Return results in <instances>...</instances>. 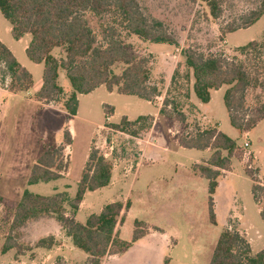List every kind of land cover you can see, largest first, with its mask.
<instances>
[{
	"label": "rangeland",
	"instance_id": "rangeland-1",
	"mask_svg": "<svg viewBox=\"0 0 264 264\" xmlns=\"http://www.w3.org/2000/svg\"><path fill=\"white\" fill-rule=\"evenodd\" d=\"M137 1L147 17L169 28L176 44L152 43L122 34L124 42L139 58L152 57L151 81L162 93L160 100L156 98L154 103H162L163 106V101L168 99V111L173 112V106H176L185 114V122L181 123L174 112V118L169 119L161 115L152 103L135 96L109 94L105 89L80 97L77 118L43 108L35 103L33 96L35 87L42 80L44 66L32 63L23 50L24 45L15 44L19 60L33 70L34 87L19 95L5 92L1 81L6 78L7 86H10L11 80L7 79L5 70H0V264H33L30 261L36 254L34 249L28 250L30 243H34L42 232L55 231L59 224L54 217L47 216L38 227L32 224L26 227L25 232L14 230L13 236L21 250L15 248L3 254L5 234L9 228L7 223L14 207L26 190L45 197L63 194L73 200L96 137L104 140L98 149L116 172L126 167L130 172L113 186L89 192L76 220L85 224L91 214L100 213L106 205L129 201L130 208L120 234L122 240L132 239L135 221L161 231L113 264H165V260L170 264H210L216 243L229 226L233 232L252 240L253 254L264 249V220L259 213L264 197H260L258 205L252 192L254 179L264 185V126L247 135L231 125L224 103L227 87L214 92L211 102L203 104L200 112L186 98L185 76L188 70L183 56L184 51L193 49L205 56H222L230 62L244 63L253 77L259 80V87L247 93L245 110L252 117V110L264 102V51L241 54L238 48L252 41H263L264 16L248 29L228 35L226 32L241 26L244 19L260 7L262 0H216L221 11L217 19L212 17L208 5L201 0L197 3L189 0ZM87 19L101 43L107 20L92 14H87ZM10 26L0 11V38L8 44L14 43L8 32ZM52 54L59 59L65 58L61 48L54 49ZM125 68L126 65L118 63L112 69L120 75ZM59 73V85L64 95L56 105L63 108L72 87L66 72L60 69ZM194 99L199 103L195 95ZM104 103L114 107L112 118L111 110ZM143 115H156L154 124L151 120L143 121L136 127H129L127 133L112 127L113 123L121 124L125 116L134 121ZM152 126L153 131L149 134ZM198 126L202 130L219 126V130L235 140L239 147L232 159L231 171H222L220 186L213 196L215 224L209 214V182L195 168L197 163L204 164L210 158L211 151L186 149L179 143L183 135L195 134ZM67 129L73 132V136L70 147L65 150L68 168L62 173L63 177L29 185L32 167L38 158L46 149L60 146ZM135 131H138L136 136L133 135ZM144 141L146 146H141ZM247 141L251 143L249 149L257 156L254 163L253 155L245 156L244 144ZM255 166L260 169L263 181ZM247 171L252 172L254 179ZM65 207L69 215L72 210L68 204ZM249 227L247 237L244 229ZM69 240L70 243H64L61 253L68 256V264H83L87 254L73 250V241ZM61 259L58 257L55 261ZM37 260L38 264H50L45 255L37 256Z\"/></svg>",
	"mask_w": 264,
	"mask_h": 264
},
{
	"label": "trees",
	"instance_id": "trees-1",
	"mask_svg": "<svg viewBox=\"0 0 264 264\" xmlns=\"http://www.w3.org/2000/svg\"><path fill=\"white\" fill-rule=\"evenodd\" d=\"M197 3L200 0H189ZM206 2L213 18L221 15L216 0H201ZM0 11L12 26V36L20 40L30 34L32 40L26 50L28 58L44 65L43 84L36 93L39 102L50 104L60 102L64 91L58 83L59 70L63 69L72 87V93L65 99L63 107L74 117L79 108L78 95H87L101 86L110 92L136 96L142 100L154 102L162 96L159 87L151 81V58H139L130 45L124 42L123 35L136 36L152 43L175 45L176 40L164 23L152 20L143 12L137 0H0ZM87 14L106 19L103 30V41L100 43L87 19ZM264 16V0L260 7L252 11L244 19L241 26L230 28L228 33L248 29ZM61 48L65 52L64 59H57L52 52ZM241 54L250 51H264L262 42L252 41L239 47ZM185 66L188 73L185 76L190 99L193 90L197 99L208 104L212 91L227 87L224 103L227 108L231 125L241 132L252 130L264 119V102L252 110V117L247 115L245 104L249 90L259 87V80L254 78L247 66L242 62H230L222 56H205L193 49L184 51ZM0 62L11 79L10 91L13 93L27 92L34 84L32 74L24 68L13 53L0 42ZM122 63L124 71L117 75L113 67ZM174 81V77L172 82ZM168 99H165L160 114L184 123L185 114L173 106L169 112ZM153 121L151 117H139L130 122L124 117L121 124H113L118 131L127 133L129 127H136L143 121ZM143 128V127H142ZM195 134L183 135L180 145L186 149L209 150L210 158L196 165V170L209 182V214L213 224L216 223L214 212V194L219 186L222 171H230L232 159L239 149L238 143L221 132L217 127L202 130L199 126ZM138 131L133 132L136 136ZM72 135L65 130L63 143L57 148L46 149L38 158L30 177L29 185L48 183L59 180L68 168L65 150L71 145ZM113 165L99 149H91L81 179L78 192L73 200L60 194L45 197L26 190L18 205L14 208L8 232L5 234L2 253L10 250H21L14 238V230L21 229L28 221L51 216L61 225L66 235L72 239L73 245L88 255L85 264H101L107 256L120 255L127 252L136 242L149 234L148 226L135 221L133 236L130 241L120 238L118 226L125 221L130 202L126 204L117 201L106 205L100 213L89 216L85 224L79 223L75 216L87 192H94L110 185ZM247 174L254 179L251 171ZM254 199L260 203L264 197V185L254 179L252 188ZM2 200L0 199V202ZM65 204L72 212L68 215ZM260 215L264 220V204ZM54 237L38 240L33 248L50 249L56 246ZM55 264H65L58 260ZM165 264H169L165 260ZM210 264H264V249L253 254L248 240L238 232L225 230L219 237Z\"/></svg>",
	"mask_w": 264,
	"mask_h": 264
},
{
	"label": "crops",
	"instance_id": "crops-1",
	"mask_svg": "<svg viewBox=\"0 0 264 264\" xmlns=\"http://www.w3.org/2000/svg\"><path fill=\"white\" fill-rule=\"evenodd\" d=\"M8 32L9 33H11V35H12V26H10L9 28H8ZM228 34H230V33H228ZM227 34V35H228ZM227 35H226V38H227ZM13 37V36H12ZM13 40H14V43H11V44H8L5 40H3L2 38H0V42L1 43H3L5 46H7V48L13 53V55L15 56V58L17 59V61L20 63L21 61L19 60V57H18V54H17V51H16V45L15 44H23L24 45V47H23V50H24V52H25V54H26V50H27V48H28V46H29V44H30V42H31V40H32V37H31V35L30 34H26L24 37H22L20 40H16V39H14V37H13ZM227 42V41H226ZM258 42V41H257ZM54 51V50H53ZM26 56H27V54H26ZM27 58H28V56H27ZM29 59V58H28ZM57 59H59V58H57ZM30 60V59H29ZM31 61V60H30ZM32 62V61H31ZM32 63H34V62H32ZM24 68H26L31 74H32V77H33V81H34V73H33V70L31 69V68H29L26 64H23L22 62L20 63ZM34 64H36V63H34ZM36 65H43V64H36ZM44 66V65H43ZM36 68V67H35ZM38 68V67H37ZM0 70H1V72H2V70H5L6 71V69H5V67H4V65L0 62ZM60 71V70H59ZM43 74H44V69H43ZM59 77H60V73H59ZM7 79H10V77L8 76V74H7ZM11 80V79H10ZM2 83V85H3V90L5 91V92H9L10 94H13V95H19V94H21L22 92H19V93H13V92H11L10 91V86H7V85H9V83H8V81L6 80V78L4 79V81H1ZM58 83H59V78H58ZM42 84H43V76H42V80H41V82H40V84L38 85V86H36L35 87V91H34V96H33V100L35 101V103H37L38 105H40L41 107H43V108H47V109H54V110H57V111H59V112H62L63 114H65L66 116H69V118L71 117L67 112H66V110L64 109V107L63 108H61V107H58V105H56V103L57 102H52V103H50V104H45L44 102H39L38 100H36V98H35V95H36V93L40 90V88L42 87ZM10 85H11V83H10ZM34 87V84H33V86L28 90V91H30L32 88ZM223 88V87H222ZM221 88V89H222ZM102 89H105L107 92H109V94H114V93H117V91H113V92H110V91H108L107 89H106V87L105 86H101V87H99V88H97L96 90H94L93 92H91L90 94H87L88 96H91V95H93L95 92H97V91H99V90H102ZM221 89H219V90H221ZM219 90H217V91H219ZM27 91V92H28ZM214 92H216V91H212V94L214 93ZM194 92H193V90H191V94H190V102L201 112V109H202V107H203V103H201L200 101H199V103H197L196 101H195V99H194ZM212 94H211V100H212ZM86 95V96H87ZM119 95H122V94H119ZM81 96H84V95H78V100H79V107H80V97ZM127 96H129V95H127ZM136 97V96H135ZM162 97V96H161ZM161 97H158V99L160 100V98ZM138 98V97H137ZM197 98V97H196ZM140 99V98H139ZM145 101V100H144ZM146 102H148L149 104L150 103H152V104H154L155 106H157V108L159 109V113H160V110H161V108H162V103H154V102H149V101H146ZM164 102V101H163ZM211 102V101H210ZM209 102V103H210ZM208 103V104H209ZM105 107H107V108H109L110 110H111V118H112V113H114V107L113 106H111V105H107V104H103ZM204 105H207V104H204ZM79 116V108H78V112H77V115L76 116H74V117H71V118H77ZM144 117H151L152 119H153V124H154V121H155V118H156V115L155 116H152V115H148V116H146V115H143ZM126 118H127V120L128 121H130V122H133L132 120H130V118L128 117V116H125ZM141 117V116H140ZM134 121H136V120H134ZM70 122H71V120H70ZM114 124V123H113ZM101 124H99L98 125V127L100 126ZM260 126H264V119L263 120H261L254 128H253V130H250V131H248V132H246L247 133V135H248V133H251V131L253 132L254 130H256L257 128H259ZM218 129H219V126H218ZM70 131V130H69ZM150 132H149V134H151V132L153 131V126H152V128H151V130H149ZM70 133H71V135L73 136V132L72 131H70ZM123 134V133H122ZM153 140V139H152ZM102 142H104V140H102V139H100V140H97V137L93 140V147L91 148V149H93V148H95V149H98L100 146H102L103 144H102ZM146 141H144L143 143H142V145L141 146H146V143H145ZM179 143H180V141H179ZM148 145V144H147ZM250 146H251V143H250ZM68 147H70V146H68ZM91 149H90V151H91ZM250 150V149H249ZM205 151H208V150H205ZM250 152L252 153V155H253V163L256 161V158H257V156L255 155V153H254V151L253 150H250ZM90 153V152H89ZM89 157V156H88ZM88 160V159H87ZM87 163V162H86ZM197 165H199L198 163H197ZM123 169H125V170H117V172H116V168L115 167H113V171H112V180H111V183H110V185L109 186H107V187H105V188H108V187H110V186H113L114 184H116V182H118V181H120L121 180V178H122V176H124V175H127L129 172H130V168L129 167H126V168H123ZM255 169L258 171V176H259V178L261 179V176H260V169L259 168H257L256 166H255ZM231 171V170H230ZM230 171H226V172H230ZM222 176V175H221ZM63 177V176H62ZM61 177V178H62ZM60 178V179H61ZM220 179V178H219ZM262 180V179H261ZM263 181V180H262ZM219 186H220V183H219ZM219 186H218V188H219ZM105 188H102V189H105ZM217 188V189H218ZM99 190H101V189H99ZM98 191V190H97ZM217 191V190H216ZM95 192V191H94ZM88 193L89 192H87L86 194H85V197H84V200H83V202L81 203V205H80V208H79V210L81 209V207L85 204V201H86V196L88 195ZM21 200V199H20ZM20 202V201H19ZM122 203H124V202H122ZM4 204H7V203H5L4 202ZM214 204H215V202H214ZM258 204V203H257ZM18 205V204H17ZM16 205V206H17ZM216 205V204H215ZM215 205H214V208H215ZM259 205V204H258ZM15 206V207H16ZM14 207V208H15ZM101 212V211H100ZM261 212V208H260V206H259V213ZM128 213V212H127ZM127 213H126V216H127ZM92 215V214H91ZM48 217H51V216H48ZM260 217H261V215H260ZM47 217H41V218H39V219H36V220H31V221H28L22 228H21V231H24L25 232V230H26V227L27 226H32V224H35V226H39L38 224H40V222H43V221H45L44 219H46ZM126 218V217H125ZM241 216L239 217V221L241 220ZM262 218V217H261ZM75 219H76V216H75ZM263 220V219H262ZM59 224V223H58ZM124 224V223H123ZM123 224H120L119 226H118V231H119V235L121 234V231H122V227H123ZM237 224H239V225H241L242 227H244L245 225H242L240 222H238ZM147 225V224H146ZM149 228V234L147 235V236H145L144 238H142L141 240H139L138 242H136L129 250H131V249H134V248H136V247H138V246H140V244H144L143 242L146 240V239H148L150 236L152 237V236H155V235H159V234H161V231H158V230H156V229H154V228H150V227H148ZM229 228H231V226H229ZM227 229V230H231V229ZM244 230H247V232H246V235H247V237H249V230H250V227L248 228V229H244ZM232 231V230H231ZM159 234H158V233ZM48 237H54L55 238V241H56V243H57V245L56 246H54V247H52V248H50V249H46V248H33L34 249V251H33V253H35L36 254V256L30 261L31 263H33V264H38L39 262H38V260H37V256H41V255H45V256H47V260L49 259L50 260V264H55L56 263V261H55V259L56 258H62L63 259V261H64V263L65 264H68V256L67 255H65V254H62L61 252H62V250H63V247H64V243L65 242H69L70 243V238L66 235V233H65V231L62 229V227H61V225L59 224V228L56 226V230L55 231H53V232H50V233H46V232H42L41 234H40V236H38V238L37 239H35V241H34V243H30V245L31 246H34L35 245V243L38 241V240H40V239H43V238H48ZM121 238V237H120ZM122 239V238H121ZM248 242L250 243V245H252V240L250 239V238H248ZM72 246V248H73V250H76L77 248L74 246V245H71ZM79 250V249H78ZM128 250V251H129ZM11 251H13V250H10L9 252H11ZM127 251V252H128ZM9 252H7V253H9ZM127 252H125V253H127ZM6 253V254H7ZM124 253V254H125ZM124 254H120V255H114V256H107V257H105L104 259H103V261H102V263L101 264H113L114 263V261L116 260V259H120L121 257H122V255H124ZM87 259H88V255H87V257H86V259L84 260V263L83 264H85V262L87 261ZM49 260H48V262H49ZM169 264H170V262H169Z\"/></svg>",
	"mask_w": 264,
	"mask_h": 264
},
{
	"label": "built area",
	"instance_id": "built-area-1",
	"mask_svg": "<svg viewBox=\"0 0 264 264\" xmlns=\"http://www.w3.org/2000/svg\"><path fill=\"white\" fill-rule=\"evenodd\" d=\"M244 148H245V156L246 157H251L252 156V153L250 152L249 148H250V143L247 141L245 142L244 144Z\"/></svg>",
	"mask_w": 264,
	"mask_h": 264
}]
</instances>
